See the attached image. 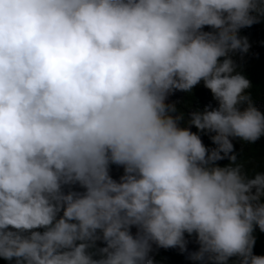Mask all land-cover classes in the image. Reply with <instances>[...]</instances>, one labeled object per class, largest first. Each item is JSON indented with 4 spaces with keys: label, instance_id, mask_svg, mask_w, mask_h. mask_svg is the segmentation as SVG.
Instances as JSON below:
<instances>
[{
    "label": "clouds",
    "instance_id": "obj_1",
    "mask_svg": "<svg viewBox=\"0 0 264 264\" xmlns=\"http://www.w3.org/2000/svg\"><path fill=\"white\" fill-rule=\"evenodd\" d=\"M260 16L264 0H0V258L151 264V243L183 252L187 233L200 264H264V174L228 155L264 136L230 56ZM201 81L218 107L188 123L211 151L165 103Z\"/></svg>",
    "mask_w": 264,
    "mask_h": 264
},
{
    "label": "trees",
    "instance_id": "obj_2",
    "mask_svg": "<svg viewBox=\"0 0 264 264\" xmlns=\"http://www.w3.org/2000/svg\"><path fill=\"white\" fill-rule=\"evenodd\" d=\"M202 30L208 32L215 31L208 26H205ZM238 35L247 39L249 48L246 53L237 51L230 54L235 63V72L242 74L250 81L251 86L246 90V93L250 95L254 105L261 103L263 107L262 112H264V16H260L258 22L253 23L251 26L241 28ZM174 93L175 97L168 104L175 105L176 111L173 113L174 116L182 114L183 119L179 121L180 126H188L190 131L200 137L204 146L209 151L216 148L217 145L211 140V137L215 133L197 130L188 123L191 112H202L205 108L211 110L218 107V102L213 98L210 90L205 88L201 81L191 92L174 90ZM230 140L233 144V151L228 155H235L236 163L242 165L243 172L250 178H253L257 173L264 174V136H261L253 143L232 137H230ZM215 164L216 166L224 167L229 165L230 161L225 157L222 160L216 161ZM109 175L113 180L119 182L120 177L124 175L123 167L110 164ZM62 190L65 193L69 191L82 193L84 191L78 184L65 185ZM132 235L135 236L134 234ZM253 237L255 243L252 248V254L264 256V232L257 226H254ZM184 238L187 243L186 250L183 252L178 247L165 248L155 243L151 244V250L148 253V259L151 261V264H200L199 261L190 259V254L199 249L195 234L189 235L185 233ZM104 246V242L98 240L96 241L95 248L91 249V251L96 252ZM94 258L99 257L97 255ZM0 264H14V262L0 258ZM228 264H239V258H230Z\"/></svg>",
    "mask_w": 264,
    "mask_h": 264
},
{
    "label": "rangeland",
    "instance_id": "obj_3",
    "mask_svg": "<svg viewBox=\"0 0 264 264\" xmlns=\"http://www.w3.org/2000/svg\"><path fill=\"white\" fill-rule=\"evenodd\" d=\"M174 97H175V93H174V91H173L171 94L168 95V97H167L165 103L168 104V103L170 102V100H172ZM255 106H257L261 111H263V110H262L263 107L261 106V103H256ZM183 127H184V126H183ZM187 127H188V126H187ZM137 231H138V229H137L136 227H135L134 229L131 230L132 234H134V235H136ZM151 244H153V243H151ZM172 264H173V263H172Z\"/></svg>",
    "mask_w": 264,
    "mask_h": 264
}]
</instances>
